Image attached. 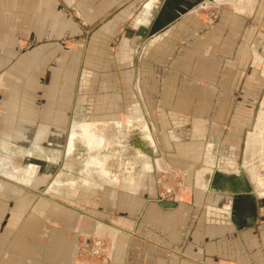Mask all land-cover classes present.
I'll return each instance as SVG.
<instances>
[{
	"label": "crops",
	"instance_id": "crops-1",
	"mask_svg": "<svg viewBox=\"0 0 264 264\" xmlns=\"http://www.w3.org/2000/svg\"><path fill=\"white\" fill-rule=\"evenodd\" d=\"M161 2L0 0V73L11 74L18 42L38 40L42 61L59 60L50 94L58 116L52 183L36 198L7 194L0 182V264H264V143L248 147L264 91V0H253L249 14L237 12L234 0L212 3L206 9L218 10L217 21L197 8L140 38L141 18ZM82 27L98 28L85 56L61 50L58 42ZM124 27L115 53L105 52ZM83 57L108 60L99 84L107 92L98 97L111 107L106 118H73L82 101L71 97L78 68L67 60ZM254 59L260 82L253 81ZM0 87L4 98L10 86ZM119 106L124 115L115 116ZM1 109L6 124L12 107L3 100ZM43 125L36 144H46ZM92 125L103 133L97 146L81 131ZM10 143L2 137L0 172L12 178L0 180L16 186ZM28 170L33 179L22 184L38 182L37 168ZM163 179L172 181L176 199H161ZM250 201L257 218L247 228ZM90 240L101 242L103 258L89 254Z\"/></svg>",
	"mask_w": 264,
	"mask_h": 264
},
{
	"label": "rangeland",
	"instance_id": "rangeland-1",
	"mask_svg": "<svg viewBox=\"0 0 264 264\" xmlns=\"http://www.w3.org/2000/svg\"><path fill=\"white\" fill-rule=\"evenodd\" d=\"M206 6L209 7V5H205L202 7L203 11L201 10L199 13L200 16L208 18L210 12L207 11ZM213 12L217 14L218 19V10ZM217 19L214 21H217ZM78 29L81 30V33L72 37H63L58 44L61 46V50L80 51L85 56V51L89 45L90 38L98 28L82 27ZM126 33L127 28L125 27L124 30H118L111 38L109 44L104 43L103 50H105V52H112L110 54L113 55L117 45ZM31 34L33 35L34 33ZM40 45V41L33 39L29 42L23 41L21 43L18 42L17 44H13V53L15 56L11 59V74L9 71L7 73H0V84L2 86L5 85L6 87L10 86L9 89L7 87V90L4 87L6 90L4 98L2 97V92L4 91L3 89L2 91L0 90V115L2 114L1 108L3 106V100H5L6 104L9 103L12 107L10 113H7L6 115V118H11V120L8 119L6 124H3L2 120L0 121V142L2 137L5 136L9 137L11 140V143L8 144L7 150L12 157L11 168L13 169H11V174L17 182L16 186H11L5 183H1V185L6 189L7 194H10L11 192L14 193L15 191H22L33 195L36 198H38L36 196L38 194L46 195L45 191H48V187L52 183L53 155L50 148L52 142L51 126L52 118L58 117L55 114L57 109L56 107H53L54 104L50 94L52 92V80L54 77L53 71L58 69L59 60L45 58V60L42 61V58L40 57ZM135 46H138V44ZM136 56L137 55H135V57ZM67 61L74 64L72 65L73 67L76 66V68H78L77 74L75 73L76 75L70 80V84H72L71 97L73 98L74 95L76 103L82 101V104L77 103L73 118H92L93 120H98L99 118H106L109 116L112 111L110 110L111 107L105 105L107 98L105 97L103 102L101 100L98 101V97L100 95L105 96L107 92L99 90V84L102 82V77L100 75H102L101 69L103 66L101 67V61H105V68H107L108 60H86V58L83 57L68 59ZM257 62L259 63V61ZM254 66L256 67L255 59L253 60V67ZM255 67L253 68V81L260 82V77L257 75L254 76V73H256ZM84 82L85 84H83ZM12 86L15 89L14 92H11ZM257 99L256 106L252 110V118H257L262 104L261 101L264 99V91L259 93ZM123 109L125 110V107L120 108L119 106V111L113 112V114L115 116H119V114L124 115V111H122ZM239 112L240 109H238V114ZM43 124L49 126V130H47L49 133H47L45 138L46 144L40 145L36 144V132L39 129L41 131H46L45 128H41L44 126ZM1 162L0 167L3 168L5 164H1ZM32 166L37 168V170L34 171V177H37L40 180L35 183L28 182V185H24L22 182L27 180L32 181L33 179V176L29 174L31 171L28 170ZM22 169L24 171H21ZM0 175L5 178H12L6 173L0 172ZM93 245V240H90V243L88 244L89 248H92ZM173 252L180 255L182 254L179 251ZM164 253L167 254L166 256L170 257V259L175 256V253Z\"/></svg>",
	"mask_w": 264,
	"mask_h": 264
},
{
	"label": "water",
	"instance_id": "water-1",
	"mask_svg": "<svg viewBox=\"0 0 264 264\" xmlns=\"http://www.w3.org/2000/svg\"><path fill=\"white\" fill-rule=\"evenodd\" d=\"M215 1L216 0H162L156 11H151L141 18L143 21L140 20L142 26L139 28L138 36L140 38H153L195 9L202 8L207 4L211 5L215 3ZM0 182L6 184L8 181L0 180ZM236 200H238V198ZM161 204L165 208L175 207L174 202L163 201ZM246 209V222L244 227L248 228L253 226L256 222V204L250 201V203L246 204ZM232 221L235 222L236 220L232 219Z\"/></svg>",
	"mask_w": 264,
	"mask_h": 264
},
{
	"label": "bare ground",
	"instance_id": "bare-ground-1",
	"mask_svg": "<svg viewBox=\"0 0 264 264\" xmlns=\"http://www.w3.org/2000/svg\"><path fill=\"white\" fill-rule=\"evenodd\" d=\"M252 1L251 0H234L233 8L237 12H241V13H244V14H249L250 11H251V4L253 3ZM226 2L228 3L229 0H216L214 4L218 5V4L226 3ZM257 118H258V125H257V128L255 130L258 133L256 135H252L253 137L250 138V140L248 142V147H249L250 150H255L256 147H260L261 146L260 143H264V99L262 101L261 108L259 110ZM81 131L84 134H86V136L89 137L90 142L93 143L94 146H97L98 143H100L101 136H102L103 133L100 131L99 126L94 125V127H93V125H92V127L90 126V127H88V129L87 128H82ZM2 178H4V177H2ZM99 229L103 231V230H106V227L105 226L103 227V225H102V226L99 227Z\"/></svg>",
	"mask_w": 264,
	"mask_h": 264
},
{
	"label": "built area",
	"instance_id": "built-area-1",
	"mask_svg": "<svg viewBox=\"0 0 264 264\" xmlns=\"http://www.w3.org/2000/svg\"><path fill=\"white\" fill-rule=\"evenodd\" d=\"M208 19L210 22H213L217 19V14L215 12H210L208 15ZM172 181L170 180H159L158 185L161 187V194L160 197L162 200L164 199H176L177 193L176 190L173 188ZM89 254L95 258H103L104 251H102V244L100 241L94 243L93 247L89 250Z\"/></svg>",
	"mask_w": 264,
	"mask_h": 264
}]
</instances>
